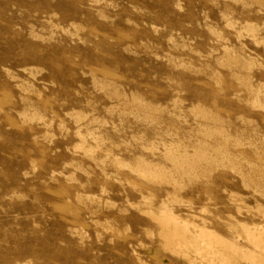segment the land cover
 Returning <instances> with one entry per match:
<instances>
[{"label": "rangeland", "instance_id": "1", "mask_svg": "<svg viewBox=\"0 0 264 264\" xmlns=\"http://www.w3.org/2000/svg\"><path fill=\"white\" fill-rule=\"evenodd\" d=\"M162 208L264 263V0H0V264H201Z\"/></svg>", "mask_w": 264, "mask_h": 264}, {"label": "bare ground", "instance_id": "2", "mask_svg": "<svg viewBox=\"0 0 264 264\" xmlns=\"http://www.w3.org/2000/svg\"><path fill=\"white\" fill-rule=\"evenodd\" d=\"M116 160H118V159H115V161ZM140 165H141V163H140ZM157 181H159V180L157 179ZM87 200H88V198H87ZM148 212H150V211H148ZM257 212H258V209H257ZM262 213H263V217H264V212L262 211ZM151 214L152 213H150V215ZM156 219H157L159 225L161 226V231H160V235L159 236L164 240L165 244L168 247L172 248L171 250L176 251L178 254L179 253L182 254L185 258L189 257V256H187L186 249L187 248L189 249V247H190L193 250V253L196 254L199 257L201 264H216V263L217 264L218 263L219 264H224V263L227 264L229 262L231 263L230 260H234V259H230L228 256H226L223 253L225 250L222 251V250L218 249V246L219 247H223L224 249H225V246H226V247H229L231 249L230 251H233V252L235 251L236 252V249L238 247L237 246L235 247V244L233 242L232 243H228V242L226 243L225 242L226 240H223L222 238H219V236L218 237L215 236L213 233H211L209 230H207L205 228H198L197 227V229H195V231L193 230L192 232H190L189 228L192 227V226L189 225L190 226L189 227L188 224H186L187 222L185 223V221L184 222L179 221V219H177L174 216H172L171 213L168 210H165L164 208H162L159 211V214H158V216H156ZM195 227L196 226H194V228ZM240 227L244 230V232H246L248 234L249 237L247 239L251 238V240H252L251 242L254 243L253 245L256 246V248H255L256 251H257V249H258V252L259 251H261V252L264 251V227H263V229L262 228L260 229V227H258V228L257 227L249 228L248 226H246L244 224H241ZM247 234H246V236H247ZM248 242H250V241H248ZM252 243H250L251 246H252ZM167 246H165V247H167ZM229 248H226V249H229ZM192 250H190V251H192ZM242 252H244V251H242ZM262 253H264V252H262ZM241 256H242V254H241ZM259 256L260 255H258L256 252H252L251 251L250 256H249V258L247 260H249V263L253 264L256 260L259 259ZM245 257H247V256L245 255ZM245 257L243 256V260H244ZM181 258H182V256H181ZM262 259L263 258H262V255H261V260ZM189 262H190V260H189ZM235 262H236V260H235ZM242 262H244V261H242ZM191 263H193V262H191ZM261 264H264V263H261Z\"/></svg>", "mask_w": 264, "mask_h": 264}]
</instances>
